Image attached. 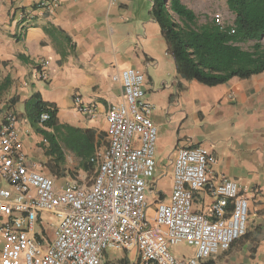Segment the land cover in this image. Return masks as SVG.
Segmentation results:
<instances>
[{
  "label": "crops",
  "instance_id": "crops-1",
  "mask_svg": "<svg viewBox=\"0 0 264 264\" xmlns=\"http://www.w3.org/2000/svg\"><path fill=\"white\" fill-rule=\"evenodd\" d=\"M153 1L0 0V121L6 112L15 115L25 164L51 177L55 188L71 182L89 186L96 169L89 158L108 141L106 111L122 98V86L112 76L128 67L141 70L158 131L156 187L163 198L168 195L177 148H206L215 158L208 180L232 179L249 199L245 235L208 262L264 264V71L212 87L184 80L150 14ZM181 2L198 14L193 1ZM34 93L53 105L59 125L90 134L86 156L58 136V151L53 150L37 132L25 110ZM75 97L94 106L95 114L80 113ZM193 197L194 210L208 213L207 189ZM4 222L0 216V226ZM47 227L42 234L51 239L53 231L43 233ZM3 250L0 245V255ZM0 264H20L19 256H0Z\"/></svg>",
  "mask_w": 264,
  "mask_h": 264
},
{
  "label": "built area",
  "instance_id": "built-area-1",
  "mask_svg": "<svg viewBox=\"0 0 264 264\" xmlns=\"http://www.w3.org/2000/svg\"><path fill=\"white\" fill-rule=\"evenodd\" d=\"M112 79L120 82L122 98L106 111L108 141L89 158L96 166L89 186L71 182L57 189L51 177L29 168L15 115L1 116L2 260L17 255L20 264H101L108 250H122L134 254L131 264H207L245 235L249 199L232 179L208 180L215 158L202 146L176 149L170 191L160 198L158 131L144 99L145 75L128 67ZM74 104L82 114H95L80 97ZM46 119L42 113L40 120ZM203 189L212 198L208 213L193 208L194 193ZM43 225L53 228L51 239L44 238ZM179 244L192 254L174 255L171 249Z\"/></svg>",
  "mask_w": 264,
  "mask_h": 264
},
{
  "label": "trees",
  "instance_id": "trees-1",
  "mask_svg": "<svg viewBox=\"0 0 264 264\" xmlns=\"http://www.w3.org/2000/svg\"><path fill=\"white\" fill-rule=\"evenodd\" d=\"M225 3L234 16L231 24H222L216 17L199 24L197 14L181 0L153 1L150 14L173 58L176 74L184 80L212 87L264 71V0H225ZM248 42L253 43L247 47L240 45ZM25 110L53 150L58 136L79 156H86L90 134L59 125L56 109L38 93L25 102ZM42 113H47L48 119L41 121ZM45 128H53V133ZM49 167L59 175L52 165ZM43 233L47 234V228Z\"/></svg>",
  "mask_w": 264,
  "mask_h": 264
},
{
  "label": "rangeland",
  "instance_id": "rangeland-1",
  "mask_svg": "<svg viewBox=\"0 0 264 264\" xmlns=\"http://www.w3.org/2000/svg\"><path fill=\"white\" fill-rule=\"evenodd\" d=\"M191 1H193V3H195V5L199 9V12L197 14L199 24H202L206 22L208 19H211L213 17L218 18L222 24H231L234 19L233 14L227 8L225 0H191ZM252 43L253 42H248L246 44L241 43L240 45L242 47L243 46L247 47ZM263 43H264V39H263ZM73 173L74 175H76L75 172ZM162 180H161L162 189L163 188L166 189L165 186L166 183L164 185V180L163 181ZM163 197L164 196L161 192L160 198ZM153 204L154 203H152L151 201V205L148 210L149 215L153 214ZM47 231H48L47 234L48 233L51 234L52 227L48 226ZM171 251L176 256H182V255L187 256L192 254V249L182 244L173 246ZM133 261H134V254L132 252H126L122 250H108L103 257L101 264H131Z\"/></svg>",
  "mask_w": 264,
  "mask_h": 264
}]
</instances>
